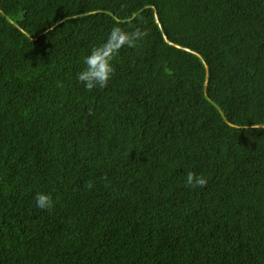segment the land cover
I'll return each instance as SVG.
<instances>
[{"label":"trees","instance_id":"16d2710c","mask_svg":"<svg viewBox=\"0 0 264 264\" xmlns=\"http://www.w3.org/2000/svg\"><path fill=\"white\" fill-rule=\"evenodd\" d=\"M0 264H264V0H0Z\"/></svg>","mask_w":264,"mask_h":264},{"label":"clouds","instance_id":"9594fccd","mask_svg":"<svg viewBox=\"0 0 264 264\" xmlns=\"http://www.w3.org/2000/svg\"><path fill=\"white\" fill-rule=\"evenodd\" d=\"M148 35L146 30L137 27L127 31L119 26H114L109 31L102 43L90 49L85 56L81 69L76 74V79L84 88L91 91L95 88H103L108 85L115 73L114 58L122 48H135L138 43ZM207 184V177L189 172L186 185L203 187ZM91 187V185H89ZM53 206L50 194H38L36 207L48 210Z\"/></svg>","mask_w":264,"mask_h":264}]
</instances>
